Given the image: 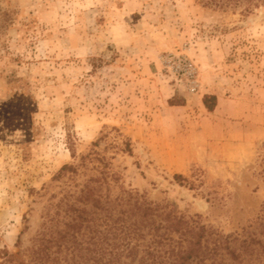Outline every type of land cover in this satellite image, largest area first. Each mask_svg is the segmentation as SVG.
Returning <instances> with one entry per match:
<instances>
[{
  "label": "rangeland",
  "instance_id": "374dc122",
  "mask_svg": "<svg viewBox=\"0 0 264 264\" xmlns=\"http://www.w3.org/2000/svg\"><path fill=\"white\" fill-rule=\"evenodd\" d=\"M242 8L0 0V264L49 226L85 264L86 183L264 230V3Z\"/></svg>",
  "mask_w": 264,
  "mask_h": 264
},
{
  "label": "trees",
  "instance_id": "16d2710c",
  "mask_svg": "<svg viewBox=\"0 0 264 264\" xmlns=\"http://www.w3.org/2000/svg\"><path fill=\"white\" fill-rule=\"evenodd\" d=\"M204 3L219 8L242 6L245 13H251L264 0ZM73 169V165H63L57 176ZM56 233L59 231L52 226L40 232L30 262L63 264L58 254L63 247L75 249V234ZM1 264L27 263L18 253L6 250ZM85 264H264V230L259 234L248 229L240 235H224L208 229L198 216L185 217L142 195L102 196L97 187L86 183Z\"/></svg>",
  "mask_w": 264,
  "mask_h": 264
},
{
  "label": "crops",
  "instance_id": "0c3cea01",
  "mask_svg": "<svg viewBox=\"0 0 264 264\" xmlns=\"http://www.w3.org/2000/svg\"><path fill=\"white\" fill-rule=\"evenodd\" d=\"M172 108H180V110H181V108H183L184 107V105H176V106H171ZM257 129H261V127L260 126H258L257 127ZM240 142H236L235 143V145H239L240 143H243V141L242 140H239ZM233 143V142H232Z\"/></svg>",
  "mask_w": 264,
  "mask_h": 264
}]
</instances>
